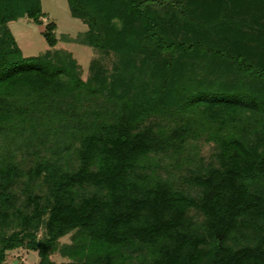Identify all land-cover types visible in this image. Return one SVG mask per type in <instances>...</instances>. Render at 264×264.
Listing matches in <instances>:
<instances>
[{"label":"trees","instance_id":"trees-1","mask_svg":"<svg viewBox=\"0 0 264 264\" xmlns=\"http://www.w3.org/2000/svg\"><path fill=\"white\" fill-rule=\"evenodd\" d=\"M68 4L110 71L52 19L23 55L9 21L47 13L0 0V264H264V0Z\"/></svg>","mask_w":264,"mask_h":264},{"label":"rangeland","instance_id":"rangeland-1","mask_svg":"<svg viewBox=\"0 0 264 264\" xmlns=\"http://www.w3.org/2000/svg\"><path fill=\"white\" fill-rule=\"evenodd\" d=\"M42 8L47 13V16L43 18V24L38 25L30 21L27 17H20L16 20L9 21V27L14 34L18 45L20 46L23 55H37L44 52L48 48V44L41 34V29L44 28V23L50 19L55 20L56 29L55 35L57 43L53 48H63L72 52V55L79 64V72L82 78H87L90 74V62L93 59H97L103 65L105 70L110 71L113 61L116 55L113 51L104 53L99 51L92 46L85 44L80 41L84 32L87 29L86 23L78 17H74L70 12L68 0H41ZM199 151L201 155L209 154L213 150V142H207L202 140L199 142ZM39 156L41 154H47L45 149L38 145ZM44 148V147H43ZM49 154V152H48ZM38 158V153L35 154V159ZM32 164V163H30ZM165 167V166H164ZM171 170H174L171 166H168ZM167 168L159 167L162 174H166L169 170ZM190 213L194 215V219L200 220L202 215L201 212L196 208L191 209ZM43 235L42 227L38 230V238ZM71 233H68L60 237L59 242L70 243ZM51 258L55 261L68 260L67 256H63L59 251L51 253ZM39 256L36 251L29 250L26 248H18L11 250L7 253L5 264H37Z\"/></svg>","mask_w":264,"mask_h":264}]
</instances>
